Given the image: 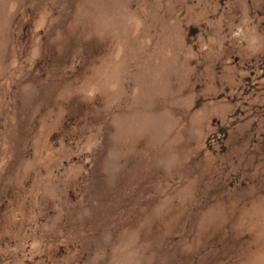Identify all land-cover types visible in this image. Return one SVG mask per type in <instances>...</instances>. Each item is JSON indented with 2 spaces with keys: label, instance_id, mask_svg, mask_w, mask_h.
Masks as SVG:
<instances>
[{
  "label": "rangeland",
  "instance_id": "rangeland-1",
  "mask_svg": "<svg viewBox=\"0 0 264 264\" xmlns=\"http://www.w3.org/2000/svg\"><path fill=\"white\" fill-rule=\"evenodd\" d=\"M244 1L0 0L3 255L264 264V118L200 99L242 94L232 53L264 51V0Z\"/></svg>",
  "mask_w": 264,
  "mask_h": 264
},
{
  "label": "flooded vegetation",
  "instance_id": "flooded-vegetation-1",
  "mask_svg": "<svg viewBox=\"0 0 264 264\" xmlns=\"http://www.w3.org/2000/svg\"><path fill=\"white\" fill-rule=\"evenodd\" d=\"M224 1L225 0H220L221 3H223ZM242 1L246 3L244 0ZM250 1L252 0H247V3ZM188 33H190L191 35H193V37L197 39V36L199 35V29L197 27H190L189 25ZM237 33L238 35H241L244 37L245 32L243 29L238 30ZM232 56H234L233 63H232L233 66L237 67L239 71H243V73L240 72L239 76L237 77V78L239 77L241 78V84L239 85V89L242 91V94L240 95H238L237 93L231 94L227 92L226 90H222L218 94L212 95V97L207 98L208 96H206V97H201L200 99H202L203 101L207 99L212 100V101H215V100L220 101L224 99L231 105L236 104V106L233 109V112L228 113L229 115L233 116L232 126H234L235 124H240L246 118L249 119L250 116L257 115L256 117L264 118V101L260 102L261 99L260 97L257 96V93L259 92L262 93L264 89V51L262 52V54L260 53V51H258L257 55L253 54L251 56H243L244 59H242L238 54L232 53ZM233 74H234L233 79L236 81V78H235L236 73L233 72ZM250 93H251V96H253L255 100L254 99L249 100L248 95ZM243 94H245V96L247 97L242 98ZM258 95H261V94H258ZM251 101H256V102L251 103ZM249 104H250L249 109H252L255 112V115L252 113L251 110H250V113H246V115H244L246 111L245 106ZM252 124H255V120L253 121ZM238 126L241 127V125H238ZM261 128H264V126H262ZM218 129L221 132H223L222 137H218L217 134H213L211 137H215V139L217 140L216 143H218V145L221 147V150L223 151L227 148L225 144V139L228 137V134H229L228 132L229 126L222 125L220 123L218 126ZM245 136L246 135H244L243 138ZM253 140L255 141L259 140V141L264 142V130H261L260 134L256 136ZM208 144L210 148H213L211 138L208 139ZM1 227L2 225L0 224V229ZM6 238H7L6 240H11L9 235H7ZM58 245L59 246L55 249L56 251L55 254H53V255H56V257H62L63 255L67 253V251L75 248L74 242H60L58 243ZM28 247H30V245H28ZM14 255L15 254H11L9 250H8L7 255H3L0 252V264H14L13 262L15 261L13 260ZM50 256H51V253H49L48 251H41L39 255L34 256V260L38 261L37 264H52L50 263ZM23 261L25 263H18V264H35V263H32L28 257H25Z\"/></svg>",
  "mask_w": 264,
  "mask_h": 264
}]
</instances>
